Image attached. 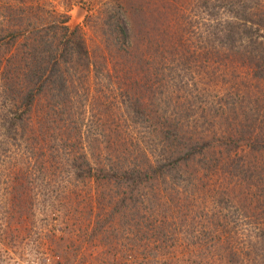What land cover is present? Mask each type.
<instances>
[{"label": "rangeland", "instance_id": "obj_1", "mask_svg": "<svg viewBox=\"0 0 264 264\" xmlns=\"http://www.w3.org/2000/svg\"><path fill=\"white\" fill-rule=\"evenodd\" d=\"M240 6L253 14L248 16L264 39V0H0V76L7 63L19 60L22 49L38 41L41 30L57 39L68 25L70 31L77 30L88 53V58L76 60L82 63L80 76L69 80L65 110L67 144L78 149V156L79 146L85 148L86 172L78 178L73 169L45 156L43 171L37 163V177L45 178L48 188L33 190L25 183L13 191L11 159L16 158L10 153L16 149L2 156L0 264L261 263L249 234L258 232L255 228L264 216H257L264 215V209L254 203L249 211L244 206L245 198H256L259 187L236 175L248 155L240 156V147L229 159L222 142L229 132L218 125L232 114L231 104H248L263 90L250 65L225 48L217 34L224 18L232 17L226 11ZM117 20L127 34L124 42L118 37ZM110 22L116 36L107 27ZM141 52L144 65L136 70L133 55ZM158 67L157 77L143 78V68L154 72ZM138 84L150 89L137 93L140 114L127 125L126 95ZM6 85L0 81L1 106ZM48 102L46 95H39L31 111L39 131L27 144L37 154L35 143L49 131L44 121ZM223 111L226 116L220 118ZM155 114L172 129L196 136L194 154L205 167L199 169L198 161L186 166L188 173L171 183L172 188L162 186L152 169L143 182L121 186L118 177L135 166L141 149L150 155L151 149L165 148L148 133ZM232 158L234 173L225 162ZM49 161L56 167L47 165ZM101 166L105 173H94ZM137 168L144 166L138 163ZM113 197L120 203H112Z\"/></svg>", "mask_w": 264, "mask_h": 264}, {"label": "trees", "instance_id": "obj_2", "mask_svg": "<svg viewBox=\"0 0 264 264\" xmlns=\"http://www.w3.org/2000/svg\"><path fill=\"white\" fill-rule=\"evenodd\" d=\"M245 9L243 6H240L239 8H231L229 12L226 11V14L229 13L232 17L224 18L225 25L217 34L222 35V44L225 48H229L244 63L250 65L249 68L255 78L263 83V90L261 94L249 100L248 104L245 101L239 102L240 104H231L229 109L232 114L226 116L225 111L219 114L220 118L226 117L220 120L218 125L229 132L222 139L228 158L233 151L238 148L240 149V147L243 148L242 152L244 153L239 155H248L245 163L238 166L236 175H239L238 177H242V179L247 177L248 183L253 181L259 187L258 193H254L256 198L247 197L244 200V206L249 211L252 203L264 209V39L260 38L262 33L261 28L255 25L254 19L250 15L248 16L250 12L246 13ZM217 11L215 9L211 14L215 16ZM250 14L253 15L252 13ZM14 17H12V20H14ZM250 19H252L253 24H250ZM63 22L66 23L65 21ZM111 23H108L107 27L116 36L113 33L116 27L113 26V23L111 26ZM114 24L118 25L117 29L120 30V35H118L119 40L126 41L127 34L119 26L118 20ZM52 28H55V26L49 29ZM63 29V36L57 37V39L50 32L48 33L43 30L37 32L36 37L38 41L29 45L30 48L22 49V52H19L17 55L19 60L7 63L4 66L5 71L0 76L2 85L7 83L3 93V105H0V145L2 146L0 150V162H3L2 156L5 153L7 154L11 150L16 149L14 153H10V155L16 158L11 159L15 162L11 168L13 191H16L20 186H24L25 183L30 185V188L33 190L37 187L48 188L49 184H47V180L45 178L41 180L40 177L41 181H39L37 177V173L40 170L37 163L38 161L40 162L41 171H43L45 163L41 161L45 156L47 160L54 159V163H58L59 166L63 163L64 169L65 167L73 169L78 178H81L82 174L86 172V167L83 166L87 157L85 148L79 146L78 156V149L73 151L71 149L73 144H67V141L70 140L67 128L69 117L66 116L65 110L66 105L69 104L67 102L70 97L69 80H73L74 74L80 76L77 71H79L82 63L81 61L76 63V60L82 58L83 55L88 58V53L85 50L83 39L78 37V33H75L76 29H74L75 31H70L68 25H65ZM55 41H58V43H55ZM144 54V52H141L140 55L132 54L136 70H138V66H140V69L144 65L142 63ZM74 70L76 71L74 72ZM143 72L146 74L143 75V78H154L159 75L160 67L154 72L143 68ZM136 81L140 82V80L135 78ZM141 87L142 85L140 84L136 85L126 95L128 103H125L128 105V109L123 111V116L127 125L130 122L136 121L139 117V107H141L142 103L137 93L144 92L146 85L143 88ZM149 89L146 88L145 90ZM154 94L157 95L156 91ZM39 95H46L52 104L48 102L47 116L44 120L49 127V131L44 132L43 140H40L39 136L36 139V141L40 140L39 144L35 143L39 146L38 149H40L38 152L40 154H37L36 151L32 150L33 148L30 145L28 146L27 141L29 139L35 140L34 133L39 131L34 126L35 120L31 114L33 104ZM221 108L226 109L225 106H221ZM218 110L219 107L213 113L216 114ZM159 118L160 116L155 114V117L150 120V124L147 126L148 133H152L153 140H160L159 142L165 148L151 149V151L149 150L150 155L147 151L141 149L140 159L138 158L135 166L131 170L126 171L124 169L122 171L125 177L123 175L121 179L118 177L119 181H121V186L128 187L132 184L134 185L137 180L143 182L145 177L148 176V171L152 169L157 179L162 178V186H165L166 189L172 188L175 184L170 185L171 183L179 181L183 172L188 173L187 170H184L185 167H192L190 164L198 161L195 157L196 154H194L196 153L197 145H199L196 142V136L188 130H185V133L182 134L184 130L178 128V132V130L172 129L170 124L168 126L165 119L160 120ZM157 121L160 123L159 125ZM39 126V129H41L40 123ZM112 129L115 131L114 127ZM58 142H64V144L59 145ZM61 153L62 156H66L64 158L66 162L61 159ZM155 154L161 156V158L157 159ZM151 155L155 157L153 158ZM6 157H9V155ZM225 162L232 166V172L234 173L237 165L236 158L225 160ZM51 163L53 162L49 161L47 165ZM138 163L142 164L144 169H138ZM155 163L156 165H154ZM54 165L56 167V164ZM198 166L199 169H204L205 167L202 161H198ZM94 170V173L98 175L101 172L105 173V169L102 166ZM116 171L119 173L118 169ZM119 197H113L114 199H111L112 203H120ZM260 216L264 215L260 213L257 217ZM262 219L264 218L262 217ZM255 229L258 232L250 231L249 234L251 239H253V247L251 249L256 256L262 255L260 264H264V220L257 224V228Z\"/></svg>", "mask_w": 264, "mask_h": 264}]
</instances>
